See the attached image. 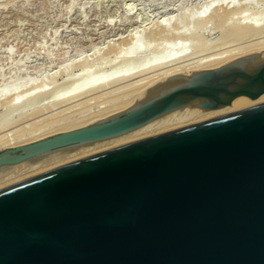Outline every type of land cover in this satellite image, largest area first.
Instances as JSON below:
<instances>
[{
    "label": "water",
    "instance_id": "obj_1",
    "mask_svg": "<svg viewBox=\"0 0 264 264\" xmlns=\"http://www.w3.org/2000/svg\"><path fill=\"white\" fill-rule=\"evenodd\" d=\"M115 117L0 151V166L112 137L201 99L264 92L249 56L183 75ZM0 264H264V103L118 144L0 187Z\"/></svg>",
    "mask_w": 264,
    "mask_h": 264
},
{
    "label": "bare ground",
    "instance_id": "obj_2",
    "mask_svg": "<svg viewBox=\"0 0 264 264\" xmlns=\"http://www.w3.org/2000/svg\"><path fill=\"white\" fill-rule=\"evenodd\" d=\"M228 1L224 0L225 3ZM233 1H235L233 5H229V3L225 5L223 0L221 1L222 3L219 1L220 4L213 5L214 7L208 5L212 7L210 12L207 5H204V8L206 6L205 9L202 5L201 8L203 10H199L200 12L196 16L197 20L194 16L195 27L194 25L192 26L193 28L189 27L191 25L189 23L192 21L189 22L190 20H187L189 32H186L187 28L185 29L184 25L182 28L185 30L179 29L181 26L177 28L176 25V30L169 32L170 28H167L166 22H164L165 25L162 22L163 20L161 21L160 19L162 23L155 22L148 30L143 27L151 35L146 34V37H152L153 41L146 39L144 42L143 39H140L139 35L143 32V28L138 30L137 34H133V31H130L132 34L127 38H122L121 41L118 40L119 43L117 45L114 42L107 46L111 49L109 53L113 50V54L108 59L111 66L108 70L107 66L100 63L98 71L101 73L98 75H88L87 70L85 69L86 72H84L83 66H81L80 68L83 71H79L73 76L68 75L62 79V82L49 88L45 86V81H42V83L38 82L36 85L28 81L27 84H16L13 82L4 85L0 89V107L6 106L9 109L23 107L30 102L37 103V107L34 108V106L29 112L19 115V118L14 121L15 123L12 122L14 127L11 133L12 136H10L9 131L0 133V151L29 144L54 134L74 130L133 110L147 101L162 95L176 84L181 83L184 78L183 75H192L203 70L215 69L245 56L251 57L255 63L263 61L264 7L256 9V4L254 5L255 2L254 0L252 1L254 2L252 4L255 7L254 10L259 13L258 16H261L259 19L263 20L258 23V21L250 18L252 13L241 12L246 6L249 7L246 1L247 4L240 3L241 0L239 4H237L236 0ZM262 2L264 5V0ZM211 3L213 2L209 1L207 4ZM232 3L230 2V4ZM249 4H251V0ZM247 7L245 9H248ZM192 11L194 12V10ZM240 12L244 16L236 17L235 13ZM186 14L187 16L191 15L190 12ZM186 14L184 15L186 16ZM189 18L191 19L190 16ZM213 20H215V25H219L215 26V29L220 28L221 31H219L223 33L224 31L222 30L225 28L226 33L230 31V34L224 37L223 34L225 33H221V39H217L219 41L215 42L217 53L209 51L210 54H208L205 50L209 49L208 43L211 38L208 36L210 38L208 40L207 36L200 37L198 34L201 33L202 35L205 33V29L208 27L207 24ZM260 23L263 24L261 25ZM174 25L172 24L170 27ZM168 32L169 34L166 35ZM249 32L252 34H247ZM245 35H248V37ZM164 36L168 37L171 43L168 42L169 44L163 45L159 53L156 52L158 54L157 56L155 55V58L146 61L148 53L158 49V39L162 37V39H166ZM219 36L218 38H220ZM141 38L143 37L141 36ZM146 41L152 43L147 44L148 42L146 43ZM160 41L162 43V40ZM211 42L210 45L215 44ZM213 46L212 48H214ZM221 48L224 49L221 50ZM107 51H109L108 48ZM101 57L99 58L102 59ZM65 71L69 73L68 70ZM96 102H99L100 108L90 112L89 109ZM200 102L201 99H198L179 105L143 125L112 137L56 148L16 163L1 165L0 187L42 170L118 144L205 118L220 117L257 106L264 103V92L257 98H251L243 94L238 95L229 104L214 109L202 108L199 104ZM12 123H6L5 125L10 124L11 126Z\"/></svg>",
    "mask_w": 264,
    "mask_h": 264
},
{
    "label": "rangeland",
    "instance_id": "obj_3",
    "mask_svg": "<svg viewBox=\"0 0 264 264\" xmlns=\"http://www.w3.org/2000/svg\"><path fill=\"white\" fill-rule=\"evenodd\" d=\"M209 1L213 3L207 4ZM219 1L221 2L222 0H0V89L6 84L13 82L16 84H27V81L35 85L38 82L42 83V81H45L46 84H43L49 88L62 82V79L68 75L73 76L83 70L86 72L85 69L90 76L98 75L101 73L98 71L100 63L107 66L108 70L111 66L108 59L113 54V50L109 53L111 49L107 47L111 43L115 42L117 45L122 38H127L132 33L137 34L138 30L143 27L148 30L153 23L160 22V20H163V24L166 22L168 26L166 27L171 29L168 30L169 32L176 30V25L177 28L181 26L179 27L181 30L184 25L183 27L187 28L186 32H189V27L194 25V16L196 19L200 12L199 10L202 11L204 5L214 7L213 5L218 4ZM229 1L233 3L230 4ZM229 1L226 2L229 5H233L235 2L233 0ZM239 1L236 0L237 4H239ZM242 1L240 3L247 2L248 6L252 7L253 10L255 7L256 9L264 7L262 0H254L255 3L251 0V4H249L250 0ZM253 3L254 5L256 4L255 7L252 5ZM212 7L208 6L209 12ZM249 7H247L248 9L243 8L241 12L252 13L250 18L258 21V23L263 21L259 19L261 18L260 15L258 16L259 13L255 10L253 12L252 8L250 9ZM187 12H190L191 15L187 16ZM241 12L235 13V16H244ZM184 14H186L187 18ZM255 15L258 16V18L256 16L257 19ZM187 20L194 22L189 23L191 24L189 26ZM213 21L210 22L211 24H207L208 27L206 26V29L203 28L206 34L203 33L201 35L199 33L198 35L200 37L207 36V38L209 36L211 39L208 38V40L210 39L215 43L221 39L222 32H220V28L215 29L218 24L215 25V20ZM172 24H175L174 28L170 27ZM144 28L141 35H139L140 39H143L144 42L146 39L152 40V37H146L148 32ZM225 30L223 28L222 31L225 34H222L227 37L230 31L227 29L228 32L226 33ZM130 31L133 32L131 33ZM252 33L249 32L247 34L251 35ZM148 35L151 36L150 33ZM245 36L248 37V35ZM164 37L166 39H162L163 37L158 39V49L156 47L158 51L149 52L146 61L155 58V55L157 56L161 50L160 48L169 44L170 40H168V37ZM143 40L141 41L143 42ZM160 40H162V43ZM211 41L208 43L209 49L205 51L208 54H210L209 51L217 53L215 49L216 43L210 45ZM146 43L152 42L146 41ZM107 48L109 51H107ZM210 48L212 49L210 50ZM223 49L221 48V50ZM217 50L219 51L220 49ZM107 53L109 54L107 55ZM81 63L82 65H80ZM81 66H83V70L80 68ZM65 70H68L69 73H66ZM98 104L99 102L94 103L89 111L98 110L100 108ZM33 107L36 108L37 103L30 102L23 107L10 109L6 106L0 107V133L9 131L10 136H12L11 133L14 128L12 122L24 112H29ZM10 122L12 123L11 126L10 124L5 125ZM3 128L5 129L1 130Z\"/></svg>",
    "mask_w": 264,
    "mask_h": 264
}]
</instances>
